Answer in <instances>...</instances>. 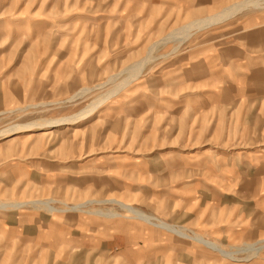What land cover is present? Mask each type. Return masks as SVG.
Instances as JSON below:
<instances>
[{
  "label": "rangeland",
  "instance_id": "obj_1",
  "mask_svg": "<svg viewBox=\"0 0 264 264\" xmlns=\"http://www.w3.org/2000/svg\"><path fill=\"white\" fill-rule=\"evenodd\" d=\"M245 1L0 0V264H264V100L219 127L221 98L193 92L223 83L185 74L264 1L166 42Z\"/></svg>",
  "mask_w": 264,
  "mask_h": 264
},
{
  "label": "crops",
  "instance_id": "obj_2",
  "mask_svg": "<svg viewBox=\"0 0 264 264\" xmlns=\"http://www.w3.org/2000/svg\"><path fill=\"white\" fill-rule=\"evenodd\" d=\"M148 1H151L154 4H159L158 1H163V0H148ZM168 1H175V0H168ZM200 1L203 4L207 2L208 0H200ZM227 7H224V8H227ZM224 8H222L220 11H222ZM236 15H234L233 17H235ZM211 16L198 19L193 22L201 21ZM233 17L220 22V24H223L231 20ZM220 24L217 23V24H214V26H218ZM239 24L241 25L239 29H233V30L227 29L226 31H221V30L213 31L212 33H210L209 37H206L205 41H201L200 42L201 44H196L195 46H193V49L189 51V54L185 55L186 58H189V56L191 55L193 56L192 59L194 58V62L192 61L191 65L188 66L187 69L185 70V74L189 76V79L187 78L188 81L191 80L192 78L191 75H193L194 73L196 74L200 73L201 75H198L196 77V79L200 82H204V78L206 77L205 79L207 80L211 78H215V79L217 78L219 81L223 83V86H218V88L215 90L209 89L206 91L202 90L199 93L193 92L194 95H200L205 98H209L210 96H217L221 98L219 100H216L219 111H222L221 116H218V120H217L219 121V127L221 126L224 127V123H225L224 119L227 116H228V119L234 117L233 118L234 121L235 119L240 118V116L237 115L241 107L240 106L241 103H239L240 101H243V106H247L248 108H250V104L256 101V99H252L251 97L261 98V100L262 99L264 100V15H261V16L260 15L258 16L248 15L244 17V19H242L241 23ZM214 26L211 25L207 27V29H210L211 27H214ZM238 31H240L239 35L235 36L233 39V42H236L235 43L236 45L235 44L228 45L222 39V37L227 36L231 33H237ZM215 39L216 41H213ZM206 40H208L207 42L213 41L216 44V47L218 46H222V47L215 48L214 46L215 44L211 47L207 45ZM174 42L177 43V46L174 48L173 51L177 50L179 45L183 43V42L179 43L178 41H174ZM214 71L217 72V75L214 74ZM235 79L237 80V84L234 83ZM227 83L231 84L232 86H230ZM189 94H192V93H189ZM243 96L249 99V103H247V105L245 101L241 98ZM210 108L211 106L209 102V106L207 109L209 110ZM244 112H248L247 109H245ZM205 115L204 117L206 119L207 115L206 116ZM253 119H255V121L261 122L258 115H256ZM229 127H228L229 133L234 135L236 133V127L233 125L232 131L229 130ZM228 131H227V134H225L224 132L223 135L228 137L229 136ZM232 137L234 138L235 136H232ZM233 151H235V149H233ZM262 152H264V149L255 150L254 153H250L248 155H262ZM212 155H236V154L232 152H229L228 154L226 152H222V153L216 152L215 154H212ZM237 155H240V154L238 153ZM157 222H161V221H157ZM174 228L181 229L186 232V228L184 227H174ZM166 232H169V231H166ZM170 233L174 234L177 237H181L177 233H173V232H170ZM152 236H154V238L152 237L153 240L159 243V244H153L154 247H152L151 249H155L154 251L165 250L167 252L170 250H174L168 244L162 243L164 241H169L171 237L169 239H166L165 237L161 239L162 238L161 235H158L157 233H153ZM193 236L194 237H188V238L195 240L196 242L197 240L195 238L203 239L201 236L197 234H193ZM181 238H184V237H181ZM185 238L188 239L187 237ZM127 240L129 241L127 242ZM124 241H125L124 243L126 244V248H128L127 250H132V248L129 249V247H131V245L134 244L132 242L133 239L129 237V239H126ZM214 244L218 245L217 243H214ZM218 246L221 247L220 245ZM144 250H146V248H144ZM143 263L144 262H142V264ZM133 264H134V261H133ZM136 264H140L139 261ZM147 264H149V262H147ZM165 264H169V260H167Z\"/></svg>",
  "mask_w": 264,
  "mask_h": 264
},
{
  "label": "bare ground",
  "instance_id": "obj_3",
  "mask_svg": "<svg viewBox=\"0 0 264 264\" xmlns=\"http://www.w3.org/2000/svg\"><path fill=\"white\" fill-rule=\"evenodd\" d=\"M262 1H264V0H262ZM262 3V2H261ZM261 3H260V0H248V1H245V2H242L241 4H234V5H231V6H229V7H227V8H225V9H223L219 14H217V15H215V16H213V17H210V18H208V19H205V20H203V21H201V22H199V23H197V24H195V26H191V28H184V29H182V30H179V31H177V32H174L173 33V35H172V37L171 38H169L166 42H168V41H170V40H172L173 38H180V40H186L187 38H189V36L192 34L191 32L194 30V29H202V28H206V27H209V26H211V25H213V24H216V23H218V22H221V21H224V20H226V19H228V18H230V17H232V16H234V15H236V14H238L240 11H242L243 9H245V8H248V7H253V8H261ZM170 36V35H169ZM141 65H138L137 67H134L133 69H132V67L130 68V69H132L131 71H130V73H131V75L133 76V75H138V72H139V69H141ZM129 80H131V79H127V80H125L124 81V84L126 83V82H128ZM122 86V85H121ZM120 86V87H121ZM92 89V88H91ZM117 91L119 90V89H116ZM115 90V91H116ZM89 91V90H88ZM114 91V92H115ZM109 94H110V92L108 93V96H109ZM114 94V93H113ZM110 96H112V94H110ZM104 99H107V98H104ZM103 99V100H104ZM98 102H100V101H98ZM102 102V101H101ZM97 104V103H96ZM93 109V106H91V108H89L88 109V111H91ZM88 111H87V113H88ZM91 113V112H90ZM26 127H29V126H26ZM23 128V127H22ZM21 127H15L14 129H11V130H7L6 132H4V133H9V132H11V131H13V130H20V129H22ZM29 205H31L32 207H34V208H40V207H49V206H47V204H44V203H28ZM5 206V205H4ZM13 206H15V205H13ZM21 207V205H18V207ZM121 207L122 208H124V209H127L128 211L129 210H131L129 207H127V206H125V205H121ZM3 208V207H2ZM16 208H17V205H16ZM109 216H113V215H111V213H109ZM139 217L140 218H142V219H144V220H146V221H148V219L147 218H145L143 215H139ZM164 229V228H163ZM166 229V228H165ZM169 230H171L172 232H174L175 233V231L174 230H172V229H169ZM185 236V235H184ZM197 241H199V242H201V243H203V244H205L206 246H208L210 249H212V250H214L215 252H217V253H219V254H221L222 256H224V257H226V258H229V259H232L233 257H232V254H229V253H227L226 251H224L221 247H219V246H217V245H213V244H209V243H207V242H204V241H202V240H200V239H196ZM261 249L262 248H257V249H255L254 251H255V255H257V253L259 252V251H261Z\"/></svg>",
  "mask_w": 264,
  "mask_h": 264
}]
</instances>
